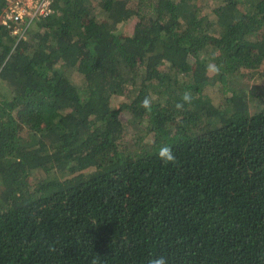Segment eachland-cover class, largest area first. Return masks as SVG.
I'll return each instance as SVG.
<instances>
[{
	"label": "trees",
	"instance_id": "obj_1",
	"mask_svg": "<svg viewBox=\"0 0 264 264\" xmlns=\"http://www.w3.org/2000/svg\"><path fill=\"white\" fill-rule=\"evenodd\" d=\"M8 1L0 264H264V0Z\"/></svg>",
	"mask_w": 264,
	"mask_h": 264
},
{
	"label": "built area",
	"instance_id": "obj_2",
	"mask_svg": "<svg viewBox=\"0 0 264 264\" xmlns=\"http://www.w3.org/2000/svg\"><path fill=\"white\" fill-rule=\"evenodd\" d=\"M4 23L13 34L25 37L31 19L36 15H50L53 12V0H9L5 8Z\"/></svg>",
	"mask_w": 264,
	"mask_h": 264
},
{
	"label": "clouds",
	"instance_id": "obj_3",
	"mask_svg": "<svg viewBox=\"0 0 264 264\" xmlns=\"http://www.w3.org/2000/svg\"><path fill=\"white\" fill-rule=\"evenodd\" d=\"M221 71H222V65H218L214 62H210L206 65V72L209 74L219 75ZM193 99L194 97L191 95V93L186 91L182 96V103H177L176 108L178 110H183L184 105L185 104L191 105ZM152 103H153V98L151 97V95L145 96V98L141 102V106L144 109L151 111ZM158 156L166 165L177 163V157L171 146L168 145L161 146L158 151ZM93 264H96L95 260H93ZM148 264H168V260L164 256H159L157 258H153L149 260Z\"/></svg>",
	"mask_w": 264,
	"mask_h": 264
},
{
	"label": "rangeland",
	"instance_id": "obj_4",
	"mask_svg": "<svg viewBox=\"0 0 264 264\" xmlns=\"http://www.w3.org/2000/svg\"><path fill=\"white\" fill-rule=\"evenodd\" d=\"M134 20H131L129 22L122 23L119 25V30H122L123 32H130L133 28ZM264 68V64L262 66ZM125 122H128V114L123 115Z\"/></svg>",
	"mask_w": 264,
	"mask_h": 264
}]
</instances>
